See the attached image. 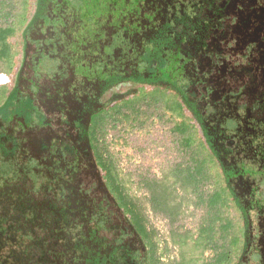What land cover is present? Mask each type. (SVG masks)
Here are the masks:
<instances>
[{"label":"rangeland","instance_id":"obj_1","mask_svg":"<svg viewBox=\"0 0 264 264\" xmlns=\"http://www.w3.org/2000/svg\"><path fill=\"white\" fill-rule=\"evenodd\" d=\"M107 91L120 109L99 141L130 194L186 165L175 127L187 118L234 174L222 211L241 251L229 264H264V0H0V264H144L89 143ZM178 195L175 222L146 208L165 264L179 258L171 232L207 213Z\"/></svg>","mask_w":264,"mask_h":264},{"label":"trees","instance_id":"obj_2","mask_svg":"<svg viewBox=\"0 0 264 264\" xmlns=\"http://www.w3.org/2000/svg\"><path fill=\"white\" fill-rule=\"evenodd\" d=\"M133 83L137 85V83ZM124 89L126 88H121V90ZM133 93L138 94L139 91L136 89L130 95ZM101 100L103 106L89 117L91 125H89L88 130L89 143L94 146L95 161L101 162L106 171L107 179L114 186V193L119 195L118 209L124 214V218L131 223V230L129 231L138 234L140 237L139 246H142L145 252L144 264H165L162 260L163 249L160 239L157 237L156 230L148 224L147 204L153 209L164 213L172 222H175L184 212L183 204L179 199L183 197L178 195L179 191L185 194H193L196 202L206 205L207 213L197 230L185 232L173 230L171 232L172 242L179 247V258L174 264H229L233 253L241 251L240 240L235 241L239 238V235L234 230V224L228 217L224 216L222 211L231 205V186H228L225 182L234 174L224 172L217 155L204 141L196 140V129L192 127L190 121L187 118H181V122L175 128L182 135V144H184L186 151L190 153L186 165L179 164L160 179L147 181V197L130 194L129 183L123 180L114 162L106 159L105 150L101 146L98 136L105 128L108 114H111L114 110L117 112L120 109L118 106L120 100L117 97L110 100L109 94L102 97ZM174 108L177 113V107L174 106ZM178 115L176 117L180 118V115ZM254 121L256 120L252 122ZM253 127H255V124ZM235 176L236 179H239L237 180L239 181L238 188L240 191L237 195L240 197L247 195V180L241 181V176H243L241 174ZM246 178L248 179V177ZM209 181H213L215 188L212 193L206 194L203 186L204 183ZM220 239L224 241L222 247L219 244ZM210 250L215 252L213 258H209L207 254ZM240 257L241 255H238L236 261H239Z\"/></svg>","mask_w":264,"mask_h":264},{"label":"flooded vegetation","instance_id":"obj_3","mask_svg":"<svg viewBox=\"0 0 264 264\" xmlns=\"http://www.w3.org/2000/svg\"><path fill=\"white\" fill-rule=\"evenodd\" d=\"M136 90V89H135ZM109 94V91H107V93H104V94H102V96L99 98V106H97L96 108H95V110L93 111V112H91L90 113V115L88 116V118L91 116V114H93V113H95L97 110H99L102 106H103V103L101 102L102 100V97H104V96H106V95H108ZM116 98V97H115ZM101 100V101H100ZM111 100V99H110ZM89 130V129H88ZM241 161H245V160H241ZM240 162V161H239ZM235 166V165H234ZM233 167V166H232ZM242 180H245V179H241V181ZM247 180V179H246ZM238 181V180H237ZM240 181V182H241ZM247 196V195H246Z\"/></svg>","mask_w":264,"mask_h":264}]
</instances>
